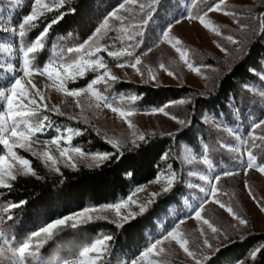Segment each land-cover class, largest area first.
<instances>
[{
  "label": "snow or ice",
  "instance_id": "1",
  "mask_svg": "<svg viewBox=\"0 0 264 264\" xmlns=\"http://www.w3.org/2000/svg\"><path fill=\"white\" fill-rule=\"evenodd\" d=\"M160 2L161 0H148L147 3H143L141 0H122L114 9L103 16L101 22L86 39L66 48L53 44L48 58L42 64L40 63V56L47 49L51 29L63 20L69 12L72 14L76 12L75 7L69 5V0H50V2L49 0H33L29 14L23 16L17 26L5 27L0 25V33H3V36H0V55L8 54L10 58L15 55V60L18 61V64L13 66L14 75L8 73L0 75V191H10L14 183L21 178L44 179L33 167L32 160L19 154L17 149L23 150L29 153L31 157L39 160L44 168L60 173V165L76 170L80 163L91 160L92 163H88L86 166L98 168L114 157L121 159L127 145L130 144L138 148L142 143L147 142L149 135H155V133H145L139 130L131 119L139 111L134 103L141 97L138 95L110 97L104 94L114 83L119 81V77L112 73L106 57L116 61L115 67H131L145 83H155L157 86H160L157 72L151 66L143 65V57L148 56L152 48L159 46L162 42L170 44L179 53L180 61L198 76H203V79H210L206 74L207 71H219L210 65H194L190 59V50L183 46L180 39L171 35L173 25L181 23L179 18L167 23L162 28L152 46L138 52L144 44L147 25L153 19ZM199 3H205L207 7L194 14V9ZM261 4L264 5V0H261ZM61 9L64 10L61 11ZM53 12L57 14L49 19L47 14ZM213 12L232 17L238 32L245 37L248 32L257 30L264 37V12L256 17H247L248 20L255 21V27H253L252 24L244 22L243 13L228 10L225 7V0H213L212 3H208L207 0H191L183 19L198 20L205 29H210L217 36H220L222 35L221 29L208 19L209 13ZM41 23L44 26L38 35L34 39H28L29 33L40 28ZM112 32L116 33L115 37L109 35ZM9 37L13 39L10 41ZM117 40L121 42L120 48L116 47ZM226 40L232 45H239V47L229 49L217 43L216 46L220 51L229 58H242L246 46L245 39L236 34H228ZM101 41L105 42L101 43ZM142 65L143 67H141ZM158 68L174 79L181 78L178 73L172 71L164 63H160ZM248 71L258 73L260 78H264V65L260 69L251 68ZM90 73L93 74V77L87 81L85 86L68 87L70 83L76 84L79 80L86 79ZM36 76L45 77L47 81H50V84H45L46 88H54L57 92L74 98L77 107H81L80 98L84 94H90L95 103L89 104V107L100 108L102 105L118 114L131 130L130 137L125 140L122 137H108L107 133H103L102 139L110 146L111 150L92 152L84 150L80 146H73V139L84 134V130L79 128H54L56 133L54 136L43 140L39 139L41 135L54 127L50 115L45 113H55L60 116H64L65 113L59 106L49 105V97L34 80ZM101 84L105 86L104 92L97 88ZM244 89L248 92L256 91L247 84L244 85ZM259 94L264 98V92ZM200 95L203 96L204 94L201 93ZM117 99L124 102V106L115 104ZM192 103L190 97H185L166 102L159 107L145 109L144 112L146 114H163L181 126L188 127L191 125V120L179 119L171 114L168 109L172 106L190 105ZM235 115H239L238 109ZM67 118L77 120L73 116ZM203 119L205 123L212 124L217 131L227 132L234 137L236 144L220 142L219 147L227 152L235 153L232 159L241 166L239 168H223L216 172L213 160L210 158L209 145L206 143L202 146L201 163L214 174L200 176L201 180L207 182V187L200 189L204 193V198L199 201L189 218H194L206 225L207 229H210L212 237L209 238L206 230L201 228L202 247H190V240L180 230V225L185 221L180 219L150 242L142 251L130 257L126 264H166L165 257L168 250L164 247L165 242H175L194 264H205L210 257L204 254L203 248L211 249L214 247L213 240L219 241L221 238L228 239L229 237L227 229L214 225L202 215L210 200L226 209L235 221L233 227L239 229L248 226L247 218L235 211L231 205H226L220 200L218 185L222 177L237 175L241 170L247 175L249 170L255 168L259 173L264 174V163L259 162V157L253 152L254 149H261L264 152V134L256 135L257 129L264 133V115L252 121L246 134H240L238 129L221 122L214 123L213 119L207 115H204ZM80 122L77 120V123ZM83 122L85 124L90 123L87 117L83 118ZM92 127L95 128V125ZM97 135H101L99 130H97ZM168 135L172 134L169 133ZM257 141L260 143L258 144ZM53 146L58 156L53 154ZM189 148L190 150L187 151L184 160L190 164L197 159V156L193 154L196 149L191 146ZM169 157L170 152H165L161 159L167 161ZM166 173V175L165 173L160 174L164 177L166 185L162 187L160 192L149 193L144 202H139L137 196L145 189L137 187L126 199L122 198L99 208L85 207L82 210L45 222L20 241H15L14 237H6L3 232H0V264H3L5 259L8 264H52L51 258L47 260L44 258L42 249L49 241L53 240L54 236L66 228L76 230L100 220L108 221L116 228H124L126 224L143 215L157 197L167 194L178 183L182 182L181 173L174 170L172 164L167 165ZM125 175L130 177L133 173L126 171ZM187 175L195 176L197 173L188 171ZM160 176L153 182L159 183ZM245 187L248 190V195L258 204L260 211L264 212V201L257 199L246 181ZM26 203L22 200L18 203L7 204L6 207L0 209L5 214L0 216V221L13 220V215L10 214L11 210L20 208ZM132 206H136L138 211H133ZM109 211L114 212L116 219L110 220L108 216L103 215ZM114 239L110 233H101L87 245L82 246L72 258L57 260L56 264H111L109 257ZM215 250L220 251L219 247ZM261 251L262 248L251 251V259L255 261Z\"/></svg>",
  "mask_w": 264,
  "mask_h": 264
},
{
  "label": "trees",
  "instance_id": "2",
  "mask_svg": "<svg viewBox=\"0 0 264 264\" xmlns=\"http://www.w3.org/2000/svg\"><path fill=\"white\" fill-rule=\"evenodd\" d=\"M30 2L31 0H26L25 4L19 5L14 12L7 7L6 0H0V7L4 6L8 13L13 12L14 24L18 25L22 17L30 11ZM120 2L122 0H69V5L75 7L76 12L75 14L69 12L63 20L53 26L47 49L41 53L40 63L48 58L53 44L66 48L86 39L101 22L103 16ZM183 12H185L183 0H161L153 19L147 25L142 47L146 49L149 46L156 30L164 27L168 23V18L172 19L173 16ZM56 14L53 12L47 15L50 19ZM43 26L41 23L40 28L29 33L28 39H34ZM109 35L115 37L116 33L112 32ZM0 36H3V33H0ZM116 44H120V41L117 40ZM112 62L116 63L114 60ZM262 65H264V37L257 33L247 53L219 77L213 89L198 90L187 83H160V86H157L126 78H119V81L107 92H104L103 84L99 85V90L110 97L138 95L141 99L136 101L134 106L139 110L159 107L166 102L192 96L193 103L188 106L186 119L191 120V125L149 135L147 142L142 143L138 148L129 144L121 159L114 157L98 168H88L87 164L81 163L76 170L61 166V172L56 173L44 168L39 160L22 150V155L32 160L33 167L44 179L21 178L14 183L10 191H0V209L10 203H18L22 200L27 202L20 208L11 210L13 220L0 221V232L6 237H14L15 241H20L45 222L88 206L117 201L127 195L135 185L154 179L160 172L166 171L168 164H172L173 169L181 173L182 182L167 194L157 197L143 215L126 224L124 228H116L115 225L104 220L89 223L76 230L66 228L42 249L44 258L46 260L51 258L52 264H56L57 260L72 258L82 246L87 245L99 234L110 233L115 238L109 257L111 264H125L159 233L163 219H166L165 224H170L173 214L180 213L187 206L185 198L190 195H188L186 170L189 167L182 157L184 143L196 151H201L202 146L207 143L210 148V158L216 167L237 165L232 159L235 153L219 147L220 142H227V137L222 131H217L215 127L205 123L202 116L205 113L215 114L233 125L240 119L246 134L250 125L249 120L264 115V99L244 89L245 84L264 85L258 73L248 71L251 68L260 69ZM0 70H2L0 75L15 74L7 67L5 54L0 55ZM92 77L93 74L90 73L86 79H81L76 84L70 83L68 87L84 86ZM201 93L204 95L201 96ZM114 103L124 106V102L119 99ZM237 109L238 116L235 115ZM64 113V116L45 113L50 115L54 127L42 136L54 135V128H79L84 130V134L73 139L74 145L89 152L111 150L102 139V134L105 132L97 124L90 120V123L85 124L82 117ZM68 116L76 117L81 122L69 120ZM92 125H95V128ZM97 130L101 135H97ZM169 133L172 135H168ZM257 143L259 144L260 141ZM165 152H170L167 161L161 159ZM253 152L259 157V162H264V152L261 149H254ZM126 171L132 172L133 175L130 177L125 175ZM4 215L0 211V216ZM256 248H262V251L253 261L250 253ZM219 249L220 251L209 256L210 259L205 264H264V232L249 233L243 238L220 246Z\"/></svg>",
  "mask_w": 264,
  "mask_h": 264
},
{
  "label": "rangeland",
  "instance_id": "3",
  "mask_svg": "<svg viewBox=\"0 0 264 264\" xmlns=\"http://www.w3.org/2000/svg\"><path fill=\"white\" fill-rule=\"evenodd\" d=\"M26 0H6L7 7L10 10H14L20 5H24ZM33 0L30 2V7ZM50 2V0H49ZM143 3H147L148 0H141ZM208 3H212L213 0H207ZM191 0H183V4L185 6V12L182 14H178L173 16L172 19L168 18V23L174 21L175 19H181V23L174 24L171 35L175 38H178L182 41L183 46L190 50V59L194 63V65H210L212 68L219 69L218 72L207 71L206 74L210 77L209 80L203 79V76H198L191 70L187 68L186 65L183 64L179 59V53L175 51V49L168 44L167 42H162L157 47H153L152 51L148 54V56L143 57V65L151 66L154 71L157 72L160 83L165 84H181L187 83L196 87L198 90H209L213 89L218 82L219 77L228 69H230L240 57L237 58H229L224 55L223 52L216 46L217 43L222 44L229 49H234L239 47V45H232L226 40V36L228 34H236L241 36V38L245 39V50L243 56L247 53L248 48L254 37L259 33V31L248 32L246 37L239 33L237 30V26L233 22V18L230 16H224L222 13L213 12L209 13L208 19L216 26L221 29L222 35L217 36L210 29H205L198 20H189L183 19L186 10L189 8ZM207 4L199 3L194 9V14L199 12L202 9H206ZM225 7L228 10H236L238 13L244 14V22L250 23L255 27L254 20H248V16L256 17L261 12H264V5L261 4V0H225ZM13 12H6L4 6L0 7V25L5 27L17 26L14 24ZM30 12V11H29ZM28 12V14H29ZM139 19V17H138ZM163 27H160L156 30V33L153 35L149 42V46H152L154 41L159 36ZM147 29V28H146ZM13 38L9 37L11 41ZM104 43V41H101ZM120 44H116L117 48H120ZM140 51L145 50V47L139 49ZM138 50V51H139ZM242 56V57H243ZM109 62V67L114 75L119 78L133 79L138 82H143L144 80L138 75L131 67L118 68L115 67V63H113L111 58L106 57ZM5 62L7 67L14 71V65L18 64L15 60V55L11 58L8 54H5ZM160 63H164L169 68L178 73L181 77L180 79H174L173 77L168 76L164 71L159 70L158 66ZM143 65L141 67H143ZM146 72V69H145ZM264 81V78H262ZM34 80L38 83V86L41 87L42 90L45 91L46 95L49 97L48 103L49 105H56L61 108L63 112L71 113L76 117H87L88 120L93 121L98 125L105 133H107L108 137H122L127 140L130 137L131 130L127 127V124L119 117L118 114L113 113L110 109L104 108L102 105L100 108L89 107V104H94L95 101L91 98L90 94H84L81 98V107L76 106L75 99L72 97H67L63 93L57 92L54 88H46L45 84H50V81H47L45 77H34ZM155 84V83H152ZM249 87L255 89L256 91L251 92L254 95L260 96V92H264V85L262 84H247ZM85 86V85H84ZM70 88V87H69ZM99 90V85L97 86ZM100 91V90H99ZM192 99V96H189ZM260 98H262L260 96ZM264 99V98H262ZM123 106V105H120ZM189 105H176L172 106L168 109V111L177 116L179 119H187V111ZM83 109V111H82ZM204 115L209 116V118L213 119L215 122H221L229 127L238 129L240 134H245L243 131V126L241 120L238 119V123L233 125L228 121L222 119L221 117L216 116L215 114L205 113ZM203 115V116H204ZM202 116V117H203ZM260 117V116H259ZM257 117V118H259ZM257 118H251L249 120V124L251 125L252 121ZM132 121L138 126L139 130L145 133H161L166 131H172L181 128L182 126L169 117L164 116L163 114H146L144 110H139L137 113L131 117ZM204 120V119H203ZM213 126L212 124H210ZM248 125V126H250ZM214 127V126H213ZM249 129V128H248ZM224 135L227 137V142L229 144H236L234 137L230 136L227 132H224ZM56 134V133H55ZM54 134V135H55ZM262 130L257 129L256 135H261ZM40 136L39 139L43 140L45 138H51L52 136ZM73 143V142H72ZM73 146H76L73 144ZM189 145L186 143L182 146V157L183 161L189 168H187L186 173L188 171L196 172L195 176H188L186 174V182L187 186H189V194L190 197H186V207L180 213L175 212L173 214L172 220L170 224H165L166 219H163L161 222V229L159 233L151 240V242L163 234L166 230H168L171 226L178 222V220L183 219L185 222L180 225V230L184 232L188 239L190 240V247H202V239L203 237L200 234L201 228H204L209 236L212 237V233L210 229H207L206 225H203L201 221H197L194 218H189L193 212V209L198 205L199 201L204 198V193L200 191L201 188L207 187V182L200 179L201 175H213L214 173L210 172L207 166L201 163V151H194L193 154L197 156V159L192 163H187L184 160V156L189 151ZM18 153L22 155V150L17 149ZM53 154L58 156V153H55L53 146ZM82 163L88 164L92 163L91 160H86ZM264 163V162H262ZM81 164V163H80ZM63 165H60V168ZM233 167H241L240 165H236ZM216 172H219L223 168H231V167H216L214 165ZM161 173L167 174L166 171L160 172L154 179L139 185H135L130 192L121 197L120 199H126L127 196L135 190L137 187H143L145 189L144 192L138 194L137 199L139 202H144L148 198L149 193L160 192L162 187L166 185V181L163 176H160ZM160 176V182L154 183L153 181ZM245 181L248 186L251 188L252 192L255 194L257 199L264 201V174L259 173L255 168L249 170L248 174L245 175L244 171L241 170L237 175L222 177L219 182V198L226 205H231L235 211H237L240 215L244 216L248 219L249 224L247 227H241L237 229L233 227L235 221L226 211V209L221 208L217 203L210 202L206 205L205 212L202 214L205 218L209 219L214 225L223 227L227 229L229 237L228 239L221 238L219 241L213 240L212 243L214 245L213 248H203V252L208 257L216 252V248L223 246L224 244L236 240L239 238L245 237L249 233L254 232H264V212L260 211V208L256 201H254L249 195L248 190L245 187ZM118 199V200H120ZM117 200V201H118ZM115 201V202H117ZM114 203V202H112ZM105 205V204H103ZM103 205H96L92 207H102ZM89 207V206H88ZM83 209V208H82ZM79 209V210H82ZM133 211H138L136 206H132ZM78 211V210H77ZM109 217V219H116L114 212H106L103 213ZM164 247L168 250V254L165 257L166 264H184L190 263L194 264V262L186 256V254L179 248L175 242H165ZM10 255V254H6ZM127 262V261H126ZM3 264H8V261L5 259ZM126 264V263H125Z\"/></svg>",
  "mask_w": 264,
  "mask_h": 264
}]
</instances>
